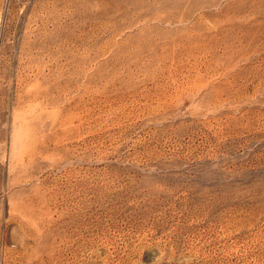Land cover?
<instances>
[{
	"label": "rangeland",
	"instance_id": "374dc122",
	"mask_svg": "<svg viewBox=\"0 0 264 264\" xmlns=\"http://www.w3.org/2000/svg\"><path fill=\"white\" fill-rule=\"evenodd\" d=\"M0 264H264V0H0Z\"/></svg>",
	"mask_w": 264,
	"mask_h": 264
}]
</instances>
